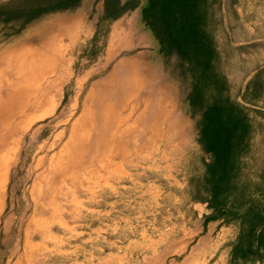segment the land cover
<instances>
[{
    "label": "rangeland",
    "instance_id": "rangeland-1",
    "mask_svg": "<svg viewBox=\"0 0 264 264\" xmlns=\"http://www.w3.org/2000/svg\"><path fill=\"white\" fill-rule=\"evenodd\" d=\"M178 10L140 0L108 21L102 0H82L18 35L15 22L0 27V99L15 90L27 106L2 148L11 158L0 264L15 259L31 217L59 212L89 231L93 209L112 213L105 237L72 234L70 251L49 264H186L195 243L186 230L205 211L225 219L228 239L212 259L216 244L209 248L208 264L228 259L230 243L238 259L264 264V224L249 236L251 214H264L263 194L251 192L264 186V0H205L197 28ZM230 118L243 125L218 127ZM215 134H233L242 147L236 187L217 207L203 188ZM74 158L83 163L73 169ZM213 236L220 240L216 224Z\"/></svg>",
    "mask_w": 264,
    "mask_h": 264
},
{
    "label": "crops",
    "instance_id": "crops-1",
    "mask_svg": "<svg viewBox=\"0 0 264 264\" xmlns=\"http://www.w3.org/2000/svg\"><path fill=\"white\" fill-rule=\"evenodd\" d=\"M62 31L65 33L69 31L71 32L70 26L69 28L68 26H63ZM47 40L55 41L53 37H47ZM40 47L43 48V43L40 45ZM60 48H62L61 45L57 47L58 53H60L61 50ZM29 51L36 54L39 52V47L33 50L28 49L26 52ZM59 55H61V53ZM26 56L27 55H25L24 57ZM124 70H127V68H124L122 71ZM113 77L114 75H111L109 77V80H111ZM108 84L106 82L104 86L109 87L110 90L113 91V88L110 87L111 85L109 86ZM107 90L108 88H105V92ZM101 92H103V90H101ZM106 97H108V95ZM19 108H21L19 115L16 118L15 116H11L8 119V122L12 121L13 119L16 120L27 109V106L21 105ZM108 112L115 113L114 108H109ZM89 116L86 117V119L89 118ZM4 119H5L4 116L3 118H0V122L1 120L5 121ZM83 120L84 117L81 118V120H79L78 122L79 125L82 123ZM107 122L108 121L106 120L105 122L106 126H107ZM16 124L17 123H14L13 126L15 127ZM5 127H6V122H3L2 124L0 123V155L4 154L2 148L6 145L9 135L15 132V131H10L9 134V131H6ZM103 159H105V157ZM79 162L80 161L76 160L75 158L73 159V169L83 163V162L81 163ZM107 185L108 183L106 184V186ZM261 197L264 199V195H262ZM97 200L98 199H96V201ZM90 212L91 213H90L89 231L86 230L79 231L77 229V223L71 225L72 223L71 221L73 220L72 217L67 218L65 215L59 212H54V211L52 213L45 212V215L40 214L37 215L35 218L31 217L28 220L27 225L23 229L21 247L16 252L15 259L11 264H41V258H43V256L45 257V264H49V259L55 253H58L57 252L58 250L63 251L64 249V252L70 251L69 248L67 247V243L71 238H74L72 234H75L74 236L81 238L83 242L85 240L91 241L93 239L99 238V236L105 237L104 233L107 232L109 228V219H111L110 215H112L111 211L107 209L100 211L98 209H93ZM198 217L200 219L199 220L197 219L196 222L197 224L195 223L194 226L189 225L186 230V234L188 237L191 238V241H194L195 239V243L190 248L191 253L186 257L185 260L186 264H208L210 259L215 257L214 255L217 253L219 248L222 245H225V242L228 240L226 238L227 227L224 221L225 219L223 218L215 219L213 218L212 215L208 213V211H205L203 216L199 215ZM75 218H77V216L74 217V219ZM104 220L106 222H104ZM215 224L217 225V237L218 239H220L216 243L213 236L215 230ZM67 230L70 232L69 235L67 234ZM89 236L90 238H86ZM215 244L216 247L214 248V252L210 255L209 257L210 259L207 260L205 255L207 254L210 247L213 249V246ZM69 246L71 247L72 244H69ZM234 247L235 244L233 245V243L232 244L230 243L229 251H228L229 258L224 259L221 257H217L214 259L213 264H252L250 261L246 262L241 258L238 259Z\"/></svg>",
    "mask_w": 264,
    "mask_h": 264
},
{
    "label": "trees",
    "instance_id": "trees-1",
    "mask_svg": "<svg viewBox=\"0 0 264 264\" xmlns=\"http://www.w3.org/2000/svg\"><path fill=\"white\" fill-rule=\"evenodd\" d=\"M82 0H2L0 1V27L6 26L8 23L19 25L14 27L13 34L18 35L24 28V24L32 21L34 18L56 10H67L78 7ZM151 4H160L163 8V13H167L169 8L179 9L182 14H185L187 19L191 20V25L194 28L198 27L199 14L196 10L197 6L203 4L205 0H149ZM104 13L101 19L112 21L120 17L124 12L134 9L140 0H127L122 3L120 0H102ZM167 10V11H165ZM165 11V12H164ZM190 22V21H189ZM187 20L181 26L182 33L186 30ZM12 33V32H11ZM10 33V34H11ZM244 119V118H243ZM242 126L243 122H236L230 118L228 121L218 125L219 128L229 130L231 126ZM225 130V131H226ZM237 136L233 134L217 135L213 137L212 150L213 161L206 164L207 176L205 177L204 186L206 192H209L210 198L207 201L208 205L217 207L220 204H226L227 193L229 190L236 187L235 179L240 174L241 170V145ZM233 183V184H232ZM251 192H258L264 195V186H258ZM228 200V199H227ZM248 202V201H247ZM253 205L250 204L247 213L250 214ZM262 208L259 207L251 216L255 219L249 230V236H254L256 224H264V214L261 213ZM264 237L260 233V239Z\"/></svg>",
    "mask_w": 264,
    "mask_h": 264
},
{
    "label": "bare ground",
    "instance_id": "bare-ground-1",
    "mask_svg": "<svg viewBox=\"0 0 264 264\" xmlns=\"http://www.w3.org/2000/svg\"><path fill=\"white\" fill-rule=\"evenodd\" d=\"M39 56V55H38ZM41 58V57H40ZM10 59H6L7 64L10 63ZM39 65V64H38ZM125 71V70H124ZM15 90H9L6 92V95L3 99H0V118L5 117V121L1 120V124L3 122H6V131H15L19 129L18 124L14 127L15 120L13 119L12 121L8 122V119L11 116H15V118L19 115L20 109L19 108L21 105H17L15 102ZM4 114V115H2ZM13 118V117H12ZM11 158V152L9 153H4L0 155V199H1V187L6 181V172H5V167L7 166L9 160ZM0 210H1V201H0Z\"/></svg>",
    "mask_w": 264,
    "mask_h": 264
}]
</instances>
